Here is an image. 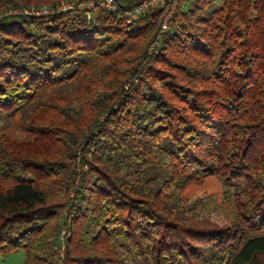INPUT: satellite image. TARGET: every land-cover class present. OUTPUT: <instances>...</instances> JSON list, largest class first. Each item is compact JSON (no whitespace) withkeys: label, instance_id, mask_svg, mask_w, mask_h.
Segmentation results:
<instances>
[{"label":"trees","instance_id":"16d2710c","mask_svg":"<svg viewBox=\"0 0 264 264\" xmlns=\"http://www.w3.org/2000/svg\"><path fill=\"white\" fill-rule=\"evenodd\" d=\"M60 1L0 0V257L264 264V0H181L151 55L160 6L8 14ZM212 176L224 227L182 195Z\"/></svg>","mask_w":264,"mask_h":264},{"label":"rangeland","instance_id":"374dc122","mask_svg":"<svg viewBox=\"0 0 264 264\" xmlns=\"http://www.w3.org/2000/svg\"><path fill=\"white\" fill-rule=\"evenodd\" d=\"M215 1L216 5L220 4V0ZM20 10L21 9H18V11ZM153 42H151V44ZM3 134L18 140L25 137V132L23 131L19 116H14L12 119L0 120V135ZM226 194L227 190L222 181L218 177L212 176L203 179L199 183L188 185L185 190H183L182 195L185 199L194 203V211L198 213L199 216L196 219L197 221L204 220L205 222L215 224L219 227H224L230 225L234 215V206L232 203L227 202ZM62 236L61 233V238ZM60 254L63 255V248ZM24 262L25 253L23 251L15 252L7 257H0V264H24Z\"/></svg>","mask_w":264,"mask_h":264},{"label":"built area","instance_id":"2783aa9c","mask_svg":"<svg viewBox=\"0 0 264 264\" xmlns=\"http://www.w3.org/2000/svg\"><path fill=\"white\" fill-rule=\"evenodd\" d=\"M181 0H145L141 4L131 7L128 10H122L117 0H61L54 6L44 5L39 8L15 10L10 11L8 14H27L36 16H45L52 13L60 12H89L93 10L112 11L118 14H124L127 16V21L131 22L137 19L140 15L145 14L152 7L160 6L166 9L162 22L160 32L157 35L155 41L151 44L148 49V54L151 55L156 47L159 45L164 33H166L170 26V21L173 17L174 11L177 9ZM0 17L2 15L0 14Z\"/></svg>","mask_w":264,"mask_h":264}]
</instances>
